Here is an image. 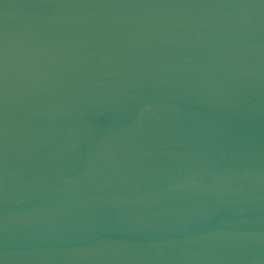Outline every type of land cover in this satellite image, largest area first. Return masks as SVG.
Wrapping results in <instances>:
<instances>
[{"label": "water", "instance_id": "water-1", "mask_svg": "<svg viewBox=\"0 0 264 264\" xmlns=\"http://www.w3.org/2000/svg\"><path fill=\"white\" fill-rule=\"evenodd\" d=\"M0 264H264V0H0Z\"/></svg>", "mask_w": 264, "mask_h": 264}]
</instances>
